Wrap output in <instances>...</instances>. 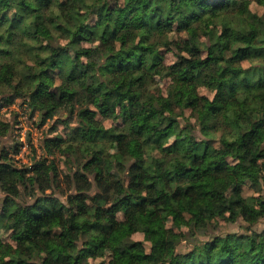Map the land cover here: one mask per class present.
<instances>
[{
	"label": "trees",
	"instance_id": "16d2710c",
	"mask_svg": "<svg viewBox=\"0 0 264 264\" xmlns=\"http://www.w3.org/2000/svg\"><path fill=\"white\" fill-rule=\"evenodd\" d=\"M0 88L69 129L1 150L0 264H264V0H0Z\"/></svg>",
	"mask_w": 264,
	"mask_h": 264
},
{
	"label": "rangeland",
	"instance_id": "374dc122",
	"mask_svg": "<svg viewBox=\"0 0 264 264\" xmlns=\"http://www.w3.org/2000/svg\"><path fill=\"white\" fill-rule=\"evenodd\" d=\"M250 9L253 12L258 14L263 13V9L258 7L256 4L251 3ZM230 23L233 26H238L240 23V19L235 17H228ZM200 40L203 41L204 38L200 37ZM175 61L174 56L172 53H165V65H170ZM246 66V64H243ZM155 84L157 89H159L163 94L166 93L167 87L169 85L168 78H161L160 76H155ZM3 90L0 88V91ZM155 89H152L154 91ZM200 95H204L208 98H212L213 93L208 91L204 87H200L198 89ZM1 94V93H0ZM2 95H0V99ZM188 114V112L186 113ZM67 115L64 114V117ZM0 121L7 122L9 124V131L8 133L2 138L0 143V152L1 150H5L8 152L9 156L16 160L17 164H24L28 165L31 161L35 158L40 156H48V158H53L57 166L59 167V171L61 175L64 176V173H68V165L66 166L65 161L66 157L61 155V151L53 148V155H50L47 149L44 148V141L48 138L54 137H61L63 140H67L69 136V129H66L65 126L60 123L59 116L54 117L53 119H48L44 123L41 122L40 115L38 111L34 110L25 99L18 98L11 103L5 104L0 106ZM190 121L194 122V119H190ZM184 120L181 118L180 123H183ZM103 125L106 128L111 126L117 125L116 122L111 120H103ZM175 137H172L171 140H174ZM17 148L19 150L18 154H14V150ZM112 152L116 150L115 145L113 144L110 148ZM260 195L264 198V185L261 186V190L259 193H256L253 187L249 184H245L243 186V196H255L257 197ZM1 196V191H0ZM168 226L171 225L170 222L167 223ZM216 234H223V233H231L237 232L242 233L246 231L243 226H247L241 220L230 223L224 222L222 220H218L217 224L213 223ZM252 232L264 231V217L261 218L256 224L249 227ZM181 230L184 232L188 231V226L183 225ZM0 237L8 244H13L9 238L8 234L2 233ZM206 236H200L203 238ZM132 239L143 241V234L142 233H135L132 235ZM145 247L148 249L149 244L145 242ZM186 244L182 243L179 246V251H185ZM109 260V253H106L103 259L98 260H90V264H99L100 262H104L107 264Z\"/></svg>",
	"mask_w": 264,
	"mask_h": 264
}]
</instances>
